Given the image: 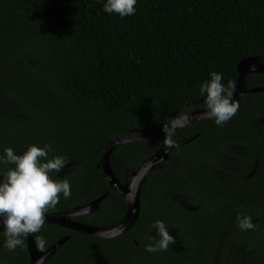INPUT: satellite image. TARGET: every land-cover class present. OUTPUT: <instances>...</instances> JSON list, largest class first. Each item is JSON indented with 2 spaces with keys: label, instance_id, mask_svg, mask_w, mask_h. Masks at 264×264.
<instances>
[{
  "label": "trees",
  "instance_id": "trees-1",
  "mask_svg": "<svg viewBox=\"0 0 264 264\" xmlns=\"http://www.w3.org/2000/svg\"><path fill=\"white\" fill-rule=\"evenodd\" d=\"M136 8L120 19L104 13L101 0H0V154L49 144V159H67L58 176L70 181L71 197L45 214L105 196L95 212L73 219L118 224L127 206L102 175L106 142L207 109L198 85L212 71L235 86L242 60L264 64V0H138ZM245 86L263 88L264 74L248 75ZM238 104L221 127L206 119L175 130L168 159L143 185L130 231L105 239L41 228L39 251L69 236L46 264H264V92ZM169 147L165 134L118 147L111 172L127 185ZM238 213L252 217L254 230L236 226ZM156 220L175 243L148 253ZM4 239L0 233V264H29L27 238L14 252Z\"/></svg>",
  "mask_w": 264,
  "mask_h": 264
},
{
  "label": "clouds",
  "instance_id": "clouds-1",
  "mask_svg": "<svg viewBox=\"0 0 264 264\" xmlns=\"http://www.w3.org/2000/svg\"><path fill=\"white\" fill-rule=\"evenodd\" d=\"M102 10L109 16L118 15L124 19L136 14L138 0H101ZM210 79L198 85L199 94L205 97L207 111L205 118L213 120L218 127L227 123L238 111L239 104L233 100L235 92L231 81L222 83L223 74L212 71ZM243 95V93H241ZM189 122L186 118V123ZM167 144L175 146L172 127H164ZM52 147L49 144L40 147L30 145L21 154L12 148L3 149L0 154V166H11L7 171H0V224L5 237L2 247L9 252L23 249L25 238L39 233L45 223V213L54 208L61 197H71V184L58 173L65 168L67 159L63 155L49 159ZM236 226L241 231L254 230L252 217L238 213ZM152 228L156 236H150L151 242L144 246L148 253L168 251L175 239L169 234L167 225L156 220ZM35 242L42 250L45 247L43 236H35Z\"/></svg>",
  "mask_w": 264,
  "mask_h": 264
},
{
  "label": "water",
  "instance_id": "water-1",
  "mask_svg": "<svg viewBox=\"0 0 264 264\" xmlns=\"http://www.w3.org/2000/svg\"><path fill=\"white\" fill-rule=\"evenodd\" d=\"M237 72L238 79L234 86L235 92L233 94V100L239 103L248 95L264 92V87L247 89L245 86V78L248 75L264 74V64L261 63L258 58L255 57L242 60L237 66ZM241 93H243V95H241ZM198 104L199 102H196L189 107L197 106ZM206 111L207 109L196 110L159 125L142 129H133L131 131L121 133L106 142L100 156L102 175L111 189L120 197H122L127 206L125 216L118 224L109 228H97L73 219L74 217H78L80 215L95 212L98 209L100 202L105 198V196H102L85 206L75 207L62 212L45 214V223L42 228L46 226L62 227L70 231L105 239L115 238L130 231L139 216L140 195L147 177L156 167L168 159L169 152L173 147L171 146L169 148L159 150L151 158L144 161L141 166L132 173L127 185H121L111 172L110 156L112 152L116 148L127 144L164 135V127H172L175 131L193 123L206 120L207 118H205L203 115ZM186 118L189 121L187 123ZM3 230V226L0 224V233H2ZM36 234H30L26 239V247L30 260L29 264H46L52 258L55 252L69 240V236H66L55 242L45 251H39L36 248V242L34 240Z\"/></svg>",
  "mask_w": 264,
  "mask_h": 264
}]
</instances>
